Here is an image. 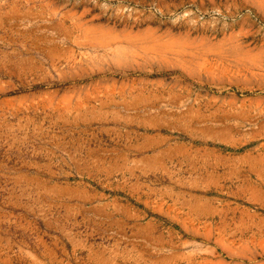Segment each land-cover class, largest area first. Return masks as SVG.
<instances>
[{
  "label": "rangeland",
  "instance_id": "374dc122",
  "mask_svg": "<svg viewBox=\"0 0 264 264\" xmlns=\"http://www.w3.org/2000/svg\"><path fill=\"white\" fill-rule=\"evenodd\" d=\"M0 264H264V0H0Z\"/></svg>",
  "mask_w": 264,
  "mask_h": 264
}]
</instances>
